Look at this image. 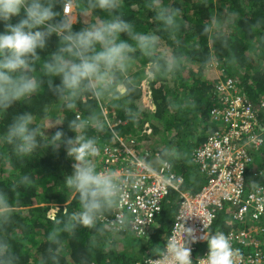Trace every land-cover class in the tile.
<instances>
[{
  "label": "clouds",
  "instance_id": "obj_1",
  "mask_svg": "<svg viewBox=\"0 0 264 264\" xmlns=\"http://www.w3.org/2000/svg\"><path fill=\"white\" fill-rule=\"evenodd\" d=\"M122 6L123 0H0V25L3 26L0 30V117L4 118L14 103L31 104L33 97L45 90L56 98L61 109L73 113L67 127L74 135H68L63 129L46 135L45 130L53 126L47 108L43 109L40 119L33 111L17 113L0 131V144L6 145L10 156L18 162L30 160L38 154V149L49 147L54 151L63 147L74 161L71 174L62 181L66 206L63 210L57 207L49 233L51 244L57 247L61 233L75 235L84 228L104 235L128 228L133 221L126 214H116L117 203L122 202L127 188L139 189L142 184L134 169L122 175L116 170H103V162L97 167V138L101 140L110 133L104 139L109 141L104 143L119 146L121 136L115 127L120 122H110L107 114H89L90 118L84 119L76 114L79 104L85 98L97 103L107 99L129 122L137 123L143 109L135 106L133 100L139 92L140 80L152 82L175 73L182 65V53L164 47L160 35L166 33L175 44L180 43L179 35L184 27L180 8L164 0H148L146 7L154 14L157 27L141 30L124 15ZM97 10L102 14H97ZM90 14L92 19L86 21ZM14 18H17L15 22ZM78 23L82 26L76 30L74 25ZM53 37L56 38L54 50L42 56L40 53L49 48ZM139 58L145 64L138 77L135 62ZM54 119L56 125H61L67 118ZM136 159L143 168L153 172L161 166L171 168L177 161H188V154L169 143L161 146L152 158ZM31 184V175L25 173L8 189L0 188V232L18 214L17 194ZM73 202L78 207L70 210L68 205ZM204 229L199 239L206 242L208 250L196 264H232L233 250L228 237L208 231L205 225ZM183 231V243L167 240L163 247L164 259L170 264H194L186 237L193 242L197 237L191 228L184 227ZM57 260L58 255L53 257V264ZM17 262L11 244L0 239V264Z\"/></svg>",
  "mask_w": 264,
  "mask_h": 264
},
{
  "label": "trees",
  "instance_id": "obj_2",
  "mask_svg": "<svg viewBox=\"0 0 264 264\" xmlns=\"http://www.w3.org/2000/svg\"><path fill=\"white\" fill-rule=\"evenodd\" d=\"M147 3L148 0H123L121 11L141 30H155L157 22ZM164 3L181 9L184 27L179 35L180 43L175 44L166 33L160 35L164 47L182 53V65L175 73L152 82L140 80L139 92L133 100L135 106L143 109L140 121L129 122L107 99L101 104L85 98L76 114L89 119V114L103 115L106 108L110 122H120L115 127L121 136L117 144L128 143L139 155L147 153L148 158H152L161 146L169 143L186 152L188 161H177L173 168L185 178L182 190L194 194L202 189L207 177L193 161V152L209 134L219 129L220 124L215 122L213 114L223 110L239 93L252 103L259 122L256 132L263 138L260 147L249 152L247 189L264 186V109L261 104L264 101V0H164ZM97 14L102 13L97 10ZM91 19V14L85 18L86 21ZM81 26L78 23L74 29ZM2 27L0 25V30ZM55 40L53 37L49 48L40 53L42 56L54 50ZM144 64L143 58L135 62L138 77ZM229 81L232 86L228 85ZM44 108L52 121L67 118L61 125L55 124V129H46V135L50 131L51 136L57 129L74 135L67 127L73 113L61 109L56 98L46 90L33 97L31 104L14 103L7 115L0 117V131L15 114L33 111L40 119ZM110 136L108 133L101 140L97 138L100 149L106 147L104 141L109 140L104 139ZM45 150L38 149L34 158L21 163L10 156L6 145L0 144V188L8 189L22 174L32 177L31 186L17 194L18 214L0 232V239L10 243L16 253L17 264H53V257L57 255L56 264H144L164 250L181 201L178 190H171L162 211L142 236H137L129 227L104 235L82 228L75 235L61 233L59 247L51 244L52 220L57 207L63 210L67 201L62 181L71 174L74 161L63 147L58 151ZM95 162L99 168L101 163L97 159ZM68 207L73 210L78 204L73 202ZM214 221L210 231L223 234L232 228L255 225L254 221L243 223L233 219L227 210H222ZM198 250H208L205 241Z\"/></svg>",
  "mask_w": 264,
  "mask_h": 264
},
{
  "label": "built area",
  "instance_id": "obj_3",
  "mask_svg": "<svg viewBox=\"0 0 264 264\" xmlns=\"http://www.w3.org/2000/svg\"><path fill=\"white\" fill-rule=\"evenodd\" d=\"M228 85L232 86V82L229 81ZM261 104L264 109V101ZM213 115L215 122L220 124L219 129L193 152V161L200 165L208 178L202 191L197 194L182 190L185 180L173 166H161L159 171L153 172L143 168L136 158L142 159L148 154H137L136 149L128 143L123 142L124 146L106 145L103 150L98 146L96 159L103 162V170H116L123 175L134 169L141 177V187L127 188L116 209V214H126L133 221L129 228L137 236L147 232L171 190H178L181 201L168 241L183 243V228H191L197 239L193 242L186 237V240L194 264L207 253V250H198L204 242L199 239L205 231L204 225L210 231L220 210H227L228 215L237 221L255 222L249 228H232L225 234L233 250L232 264H264V224H261L264 223V186L247 189L246 182L249 152L258 149L263 142L256 132L259 123L257 115L252 103L239 93L223 110H217ZM144 264L170 262L164 259L163 251L148 258Z\"/></svg>",
  "mask_w": 264,
  "mask_h": 264
},
{
  "label": "rangeland",
  "instance_id": "obj_4",
  "mask_svg": "<svg viewBox=\"0 0 264 264\" xmlns=\"http://www.w3.org/2000/svg\"><path fill=\"white\" fill-rule=\"evenodd\" d=\"M86 18H87V17H86ZM220 26H221V25H220ZM107 112H108L107 109L104 108V109H103V115H106ZM51 123L53 124L52 127H54V129H55V128H56L55 121H51ZM51 130H53V128H52ZM49 133H51V132L48 131L47 134L50 135ZM113 141H114V140H113ZM113 141H112V142H113ZM101 144H102V142H101ZM50 149H51V147H49L48 149H46L44 152H49ZM211 232H213V230H211ZM202 248H203V247H202V245H201V249H202Z\"/></svg>",
  "mask_w": 264,
  "mask_h": 264
}]
</instances>
